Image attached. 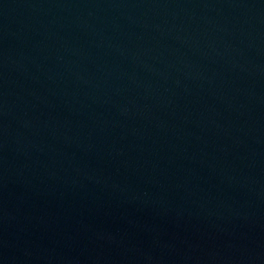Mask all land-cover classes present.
I'll return each mask as SVG.
<instances>
[{"label": "water", "instance_id": "95a60500", "mask_svg": "<svg viewBox=\"0 0 264 264\" xmlns=\"http://www.w3.org/2000/svg\"><path fill=\"white\" fill-rule=\"evenodd\" d=\"M0 264H264V0H0Z\"/></svg>", "mask_w": 264, "mask_h": 264}]
</instances>
